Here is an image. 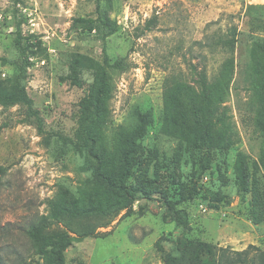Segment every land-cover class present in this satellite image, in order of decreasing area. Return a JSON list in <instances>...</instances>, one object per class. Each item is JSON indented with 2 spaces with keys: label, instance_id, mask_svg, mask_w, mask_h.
Segmentation results:
<instances>
[{
  "label": "rangeland",
  "instance_id": "1",
  "mask_svg": "<svg viewBox=\"0 0 264 264\" xmlns=\"http://www.w3.org/2000/svg\"><path fill=\"white\" fill-rule=\"evenodd\" d=\"M100 9L118 24L105 42L75 24L98 15L97 0H0V79L15 72L21 44L30 60L27 91L46 130L23 122L22 107L0 105V253L10 262L53 264L50 254L31 253L23 230L50 213V199L91 207L97 191L112 195L97 170L116 180L124 170L137 193L135 211L112 217L100 228L110 231L105 237L74 239L64 264H164L156 241L172 245L182 228L164 218L163 200L188 210L191 239L264 250V93L250 79L259 68L264 0H100ZM104 47L111 62L125 60L124 69L110 70L103 84L101 72L86 64L80 84L64 79L73 54L102 62ZM194 66L210 81L230 68L225 141L207 151L204 174L197 135L164 108L165 88L195 84ZM101 88L92 140L81 149L78 125ZM100 222L66 219L54 227L78 232Z\"/></svg>",
  "mask_w": 264,
  "mask_h": 264
},
{
  "label": "trees",
  "instance_id": "2",
  "mask_svg": "<svg viewBox=\"0 0 264 264\" xmlns=\"http://www.w3.org/2000/svg\"><path fill=\"white\" fill-rule=\"evenodd\" d=\"M96 17L79 16L75 18V24H81L88 31H96L103 42L107 37L118 30V24L111 21L100 9V0H97ZM150 25V20H148ZM147 25L148 27H150ZM256 53L259 68L253 69L250 79L259 94L264 93V36L256 39ZM104 59L86 57L75 53L69 62V74L64 77L71 84H80L82 67L86 64L95 71L101 72V82L106 83L110 79V70L124 69L125 60L117 59L111 62V58L104 47ZM6 61V58L0 56ZM30 64L29 55L25 47L20 44V60L17 62L15 72L6 80L0 79V105L4 107L20 106L24 109L23 122H29L37 128L39 133H44L45 120L39 109L34 107V100L29 95L25 80L27 67ZM229 67L221 76L210 81L204 67H193L195 78L194 85L177 84L164 90V108L170 118L182 126H185L191 134L197 135L198 147L202 151L199 158L200 174H204L211 167V159L207 151L219 148L225 141L227 131L226 107L223 105L226 89L228 87L226 77ZM102 88L93 103L83 111L78 125L77 146L85 149L92 140L90 135V122L99 114ZM96 176L101 179L112 195L106 190L96 192V204L85 207L80 200H73L69 205H63L61 198L49 200L51 205L49 214H42L31 219L25 234L31 242V253L48 255L53 258V264H64L65 251L72 245L74 239H82L87 236L105 237L110 231L102 232L101 227H107L110 219L121 212L124 215L133 213L134 204L137 201V193L134 188L125 184L126 175L121 172L120 180L111 177L107 172L96 171ZM150 198L151 196H146ZM65 204V203H64ZM180 201L163 200L164 218L170 219L182 228V233L172 245L163 243L160 237L156 241L158 249L162 252L161 258L164 264H264V250L250 245L242 250H234L226 247L216 248L208 242L191 239L187 234L191 231L189 212L181 207ZM90 217L101 219L98 225L87 224L81 226L78 232L65 226L56 228L54 225L62 220L77 219L84 222ZM71 232L76 233L74 236ZM26 258L20 257L15 262L0 253V264H28Z\"/></svg>",
  "mask_w": 264,
  "mask_h": 264
}]
</instances>
